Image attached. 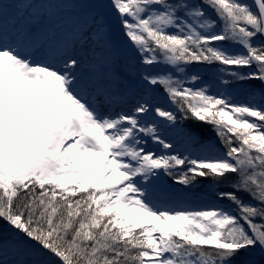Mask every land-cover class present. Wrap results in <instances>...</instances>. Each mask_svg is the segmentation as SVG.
<instances>
[{
    "label": "snow or ice",
    "instance_id": "6c2138e0",
    "mask_svg": "<svg viewBox=\"0 0 264 264\" xmlns=\"http://www.w3.org/2000/svg\"><path fill=\"white\" fill-rule=\"evenodd\" d=\"M0 264H264V0H0Z\"/></svg>",
    "mask_w": 264,
    "mask_h": 264
},
{
    "label": "trees",
    "instance_id": "16d2710c",
    "mask_svg": "<svg viewBox=\"0 0 264 264\" xmlns=\"http://www.w3.org/2000/svg\"><path fill=\"white\" fill-rule=\"evenodd\" d=\"M245 2H246V3H251V0H247V1H245ZM205 127L208 128V130H209V135H212L213 133H212V130H211V126L206 125Z\"/></svg>",
    "mask_w": 264,
    "mask_h": 264
},
{
    "label": "rangeland",
    "instance_id": "374dc122",
    "mask_svg": "<svg viewBox=\"0 0 264 264\" xmlns=\"http://www.w3.org/2000/svg\"><path fill=\"white\" fill-rule=\"evenodd\" d=\"M245 1H247V0H242V2H245ZM235 47H237V49H238V46H235ZM208 77H210L211 76V74L209 73V74H206ZM249 119H254V118H249Z\"/></svg>",
    "mask_w": 264,
    "mask_h": 264
}]
</instances>
